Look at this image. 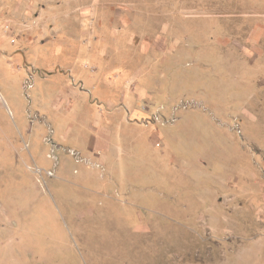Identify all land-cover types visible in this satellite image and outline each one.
Listing matches in <instances>:
<instances>
[{"label": "rangeland", "instance_id": "rangeland-1", "mask_svg": "<svg viewBox=\"0 0 264 264\" xmlns=\"http://www.w3.org/2000/svg\"><path fill=\"white\" fill-rule=\"evenodd\" d=\"M0 264H264V0H0Z\"/></svg>", "mask_w": 264, "mask_h": 264}, {"label": "built area", "instance_id": "built-area-1", "mask_svg": "<svg viewBox=\"0 0 264 264\" xmlns=\"http://www.w3.org/2000/svg\"><path fill=\"white\" fill-rule=\"evenodd\" d=\"M0 98H3V95H2V93H1V91H0Z\"/></svg>", "mask_w": 264, "mask_h": 264}]
</instances>
